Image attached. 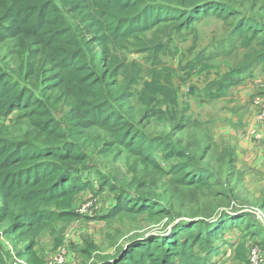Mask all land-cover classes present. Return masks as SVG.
I'll list each match as a JSON object with an SVG mask.
<instances>
[{
    "label": "trees",
    "instance_id": "obj_1",
    "mask_svg": "<svg viewBox=\"0 0 264 264\" xmlns=\"http://www.w3.org/2000/svg\"><path fill=\"white\" fill-rule=\"evenodd\" d=\"M209 16L224 21L227 36L216 43L229 46L181 54L178 68L183 72L179 79L192 82L190 93L199 87L213 95L238 87L258 69L264 71V0H0V221H8L5 235H16L22 242L29 239L36 221L77 217L69 209L47 208L58 199L68 208L86 188L79 173L88 158L83 148L89 136L83 138L92 128L109 138L107 149L119 144L171 174L169 182L180 192L171 196L188 208L177 213L197 218V224L212 225L224 217L227 228L239 222L240 217L227 219L234 212L222 209L210 215L225 200L232 203L238 198L236 166L232 176L228 171L224 192L213 194L214 208L200 209L198 197L205 196L206 174L214 176L216 171L210 164L201 169L196 153L188 148L202 150L205 159L217 144L201 149L185 145L183 139L172 140L171 133L145 132L138 115L145 120L155 116V106L172 94V80L164 83L162 69L153 70L151 80L143 81L142 93L137 62L127 56L132 50L163 52L164 37L172 39L173 33L184 37L183 32ZM238 49L244 51L239 58L234 56ZM221 57L234 61H218ZM140 94L145 96L141 110L135 104ZM175 99L171 98L173 104ZM13 111L15 117L5 123ZM157 113L159 119L176 122L179 131L190 121L165 110ZM225 148L228 153H220L219 159L224 165L235 160L233 145ZM154 150L170 162V170L160 167ZM166 213L172 222L177 218L172 209ZM188 222L176 221L163 236L135 239L131 244L139 245L134 254L114 263L103 259V264H206L195 246L208 245L215 237L199 236L194 225V231L186 228L182 241L178 230ZM28 242L24 249L31 253L34 241ZM10 263L0 250V264Z\"/></svg>",
    "mask_w": 264,
    "mask_h": 264
},
{
    "label": "rangeland",
    "instance_id": "obj_2",
    "mask_svg": "<svg viewBox=\"0 0 264 264\" xmlns=\"http://www.w3.org/2000/svg\"><path fill=\"white\" fill-rule=\"evenodd\" d=\"M183 34L184 37H180L173 33L172 39L164 37L162 41L166 48L163 52L154 54L132 50L127 53L129 61L137 62L138 86L145 80H151L153 70L162 69L160 78L164 83L172 80V94L167 100H161V103L155 106V116L151 115L149 120H145L139 114L137 120L141 122L140 125L145 132L149 131L162 136L171 133L172 140L183 139L185 145L201 146L202 149L207 145L217 144L207 151L205 159L201 158L202 150L197 153L196 149L188 148L189 151L196 153L201 169L210 164L216 171L214 176H210V173L206 174L203 187L205 196L198 197L200 209H212L214 208V200L211 199L213 194L224 192L223 183L229 185L228 171L232 176L234 166L237 168L238 165L236 159L225 165L219 160L220 153H228L225 147L237 143L236 138L227 133H221V124L222 126L230 124L232 115H235L237 123L239 119L237 115L241 111L249 110L250 112L251 103L256 97L264 96V92H257L250 98L249 96L240 97L243 89L238 87L213 95L197 87L196 90L200 91L190 93L192 82L179 79L183 73L178 68L181 54L186 55L189 51L201 53L212 47L223 49L228 47L229 43H216L217 39H223L227 35L224 21L215 16L202 19L195 28ZM243 52L242 49H238L234 56L239 58ZM226 58L234 61L233 57H221L218 61ZM198 80L196 77L195 81ZM253 83L254 81L249 82V84ZM138 90L146 93L145 82L138 87ZM201 92L204 96L200 95ZM144 98L145 96L140 94L138 101L135 102L137 109L144 108ZM171 98H176L175 104ZM160 110L170 114L184 115L189 117L190 121L183 131H179L175 126L176 122L159 119L157 112ZM15 115L13 111L3 121L10 123L9 118H14ZM228 119H230L229 122H227ZM248 119L245 121L240 119L242 123L238 125H245ZM239 128V132H243L242 127ZM99 132V129L92 128L83 138L89 136L83 148V152L88 154L87 164L80 167L81 173H79L86 188L74 196L68 208L65 204L59 205V201H62L59 199L53 206L47 208L51 211L58 210L59 207L69 209L77 215L75 219L52 217L36 221L29 229L28 238L34 241L31 253L24 249L29 239L17 242L16 235H5L4 228L8 221H0V250L7 255L10 264H49L52 256L62 249L65 250L66 255V260L62 264H103V259H110L112 263L123 261L127 256L134 254L135 246L139 245L138 243L132 245L131 241L155 236V233L163 236L165 228L181 219L191 221L179 228L181 235H185L187 227L194 231L196 229L194 225H198L201 231L198 233L199 236L204 233L215 237L208 245L202 246L199 243L195 246L196 253L204 258L206 264H264V186L248 183L252 178L249 177L253 170L251 173L247 170L243 171L245 176L243 181L237 177L233 179L238 198L233 197L232 203L225 200L224 205L212 209L210 213L211 215L221 209L234 212L227 219L240 217L235 226L228 224L227 228L225 217L212 225L197 224V218L190 219L186 217L188 216L186 213H177L188 211V208L179 201V198L171 196L180 193L179 188L176 189L169 182L172 178L171 174H165L163 170L156 169L147 159L119 144H114L112 148L107 149L105 141L109 138L104 137V132ZM224 135L228 138H224ZM262 142L256 143L261 147L263 145L264 149V142ZM259 149L263 150L260 147ZM153 157L154 159L156 157L162 169L170 170V162L165 161L159 151L154 150ZM173 159L179 160V158ZM196 173L201 172L196 171ZM228 188L230 189V186ZM168 209L169 212L172 209L177 213L174 222L167 218ZM246 213H248L247 216H244ZM175 234L176 232L173 233ZM184 235H182V241L185 240ZM153 239L155 238L146 240L142 244L150 243ZM125 247L127 250L122 249Z\"/></svg>",
    "mask_w": 264,
    "mask_h": 264
},
{
    "label": "crops",
    "instance_id": "obj_3",
    "mask_svg": "<svg viewBox=\"0 0 264 264\" xmlns=\"http://www.w3.org/2000/svg\"><path fill=\"white\" fill-rule=\"evenodd\" d=\"M257 71L260 72H255L252 78L246 80L244 83L238 86L239 89H243L241 91L240 97L249 96L251 98L254 94H257V92H264V71H262L261 69H258ZM252 81H254V85L249 84V82ZM235 91H238V89H235ZM254 91L255 93H252ZM251 105L252 106L250 112L249 110L241 111L237 115L239 118L237 119V123L235 121V115H232V122L230 124L227 123L228 125L226 126H222L223 124H221L220 131L221 133H227V135L229 134L231 137L237 139V143H233V147L235 149V159L238 161V165L234 173L233 179L237 177L240 181H243L245 180L243 171L247 170L251 173V170H253L254 172L251 173L249 177L252 178L249 179L248 183H257L259 185L262 184V186H264V149L263 145L261 147L256 143L261 141L264 142V122L258 119L259 108L255 106L253 102L251 103ZM228 117L230 118V115H228ZM247 118L249 119L245 122V125H238V123H242V121H245V119ZM240 119H242V121H240ZM229 120L230 119H228L227 122H229ZM239 127H242L243 132H239ZM224 138L228 137L225 136ZM259 147L263 150H260Z\"/></svg>",
    "mask_w": 264,
    "mask_h": 264
},
{
    "label": "built area",
    "instance_id": "obj_4",
    "mask_svg": "<svg viewBox=\"0 0 264 264\" xmlns=\"http://www.w3.org/2000/svg\"><path fill=\"white\" fill-rule=\"evenodd\" d=\"M254 105L259 108L258 119L264 122V96H258L253 101ZM66 260L65 250L62 249L52 256L49 264H62ZM23 262V261H22Z\"/></svg>",
    "mask_w": 264,
    "mask_h": 264
}]
</instances>
